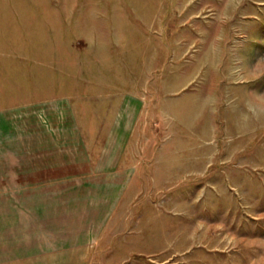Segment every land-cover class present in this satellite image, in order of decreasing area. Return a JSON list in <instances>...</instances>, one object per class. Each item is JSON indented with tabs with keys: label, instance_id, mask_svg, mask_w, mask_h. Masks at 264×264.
Listing matches in <instances>:
<instances>
[{
	"label": "rangeland",
	"instance_id": "obj_1",
	"mask_svg": "<svg viewBox=\"0 0 264 264\" xmlns=\"http://www.w3.org/2000/svg\"><path fill=\"white\" fill-rule=\"evenodd\" d=\"M175 214L134 260L264 264V0H0V264Z\"/></svg>",
	"mask_w": 264,
	"mask_h": 264
},
{
	"label": "crops",
	"instance_id": "obj_2",
	"mask_svg": "<svg viewBox=\"0 0 264 264\" xmlns=\"http://www.w3.org/2000/svg\"><path fill=\"white\" fill-rule=\"evenodd\" d=\"M183 168L185 167H174L171 175L173 181H176V175L179 176ZM186 173L187 171L184 172V174ZM160 174L162 175L163 173ZM170 219L172 220L169 222L168 218V222L166 223L150 222L143 224L139 231L133 232L132 234L124 232L119 234L115 239V245L117 247L115 250L116 253L108 256L107 264H149V262L141 258L135 257L136 260H134V251H137L138 254L149 256L150 252L154 253V250L157 248H162V250L158 249L159 254L165 251H171V255L176 256V229L178 233L181 227L178 228V225H176V214ZM130 239L132 241L131 244L128 243ZM169 258H171V256L160 257L157 264L167 263L170 260ZM174 264H176V262H174Z\"/></svg>",
	"mask_w": 264,
	"mask_h": 264
}]
</instances>
